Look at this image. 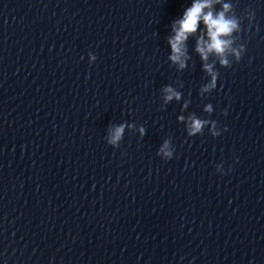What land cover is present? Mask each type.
Wrapping results in <instances>:
<instances>
[{
	"label": "water",
	"instance_id": "water-1",
	"mask_svg": "<svg viewBox=\"0 0 264 264\" xmlns=\"http://www.w3.org/2000/svg\"><path fill=\"white\" fill-rule=\"evenodd\" d=\"M189 2L0 0V264H264V0H233L245 51L204 94L194 37L167 59ZM181 111L227 128L189 137Z\"/></svg>",
	"mask_w": 264,
	"mask_h": 264
},
{
	"label": "clouds",
	"instance_id": "clouds-1",
	"mask_svg": "<svg viewBox=\"0 0 264 264\" xmlns=\"http://www.w3.org/2000/svg\"><path fill=\"white\" fill-rule=\"evenodd\" d=\"M219 5V7H216ZM233 0H190L179 13L169 22L170 34L166 36L169 52L167 59L177 69L183 70L187 67L189 60L188 40L194 37L193 50L198 53L202 69L206 79L199 84L198 94L209 93L217 88L218 69L216 64L220 66H229L232 61H239L245 51V43L239 40L236 41L235 34L241 32V23L238 16L232 13ZM254 9L247 6L245 17L248 25L253 24ZM214 57L215 59H210ZM88 62L91 64L96 60V54L92 50L87 52ZM251 57H249V61ZM163 100L167 103L169 100L181 97V92L178 91L172 84L165 83L161 87ZM188 105V101H184L181 105L183 110ZM214 106L211 101L203 104V111L212 113ZM228 106L221 109L222 113H226ZM177 119L185 124L187 136L200 134L204 126H208V132L213 136H217L222 130H226L227 125L223 127L217 126V120L208 116L199 117L195 113L183 115V111L177 115ZM133 122L121 120L116 123H108L104 130V139L107 144L118 147L123 138L126 128H132ZM139 132L144 134L143 125L139 126ZM156 154L162 159L167 160L174 155V145L167 137L159 143ZM238 159V157H233ZM223 161L215 165L217 172L223 174L226 169L222 166ZM231 170V166L227 171Z\"/></svg>",
	"mask_w": 264,
	"mask_h": 264
}]
</instances>
